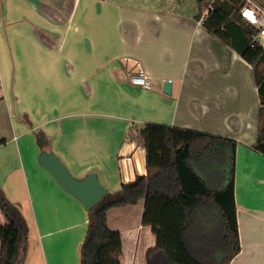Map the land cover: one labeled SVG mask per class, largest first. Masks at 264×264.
I'll list each match as a JSON object with an SVG mask.
<instances>
[{"label":"crops","instance_id":"0c3cea01","mask_svg":"<svg viewBox=\"0 0 264 264\" xmlns=\"http://www.w3.org/2000/svg\"><path fill=\"white\" fill-rule=\"evenodd\" d=\"M210 2L0 0V105L12 122L0 131V189L26 222L23 264H81L89 224L41 152L116 193L147 174L140 131L149 123L237 141L240 253L230 264H264V155L252 149L264 123L258 77L238 27L229 26V46L203 26ZM141 69L151 89L131 83ZM144 211L145 200L111 209L108 226L136 245L151 241Z\"/></svg>","mask_w":264,"mask_h":264},{"label":"trees","instance_id":"16d2710c","mask_svg":"<svg viewBox=\"0 0 264 264\" xmlns=\"http://www.w3.org/2000/svg\"><path fill=\"white\" fill-rule=\"evenodd\" d=\"M241 0L218 2L203 26L225 45H232L231 26L245 36L241 56L256 69L264 66V53L248 47L256 29L239 14ZM264 108V74L258 77ZM260 121L264 114L260 110ZM146 148L147 174L107 193L90 211L81 264H230L240 253L235 201L237 141L197 131L146 124L140 131ZM40 143L46 135L40 133ZM264 155V124L252 147ZM213 176L221 187L209 185ZM217 177V178H216ZM211 178V177H210ZM145 200L143 225L153 239L136 245L130 233L113 232L109 210ZM0 212L6 223L0 228V264H17L20 244L27 231L22 218L0 189ZM199 218L203 220H199ZM203 221L206 223L205 231ZM207 228V229H206Z\"/></svg>","mask_w":264,"mask_h":264},{"label":"water","instance_id":"95a60500","mask_svg":"<svg viewBox=\"0 0 264 264\" xmlns=\"http://www.w3.org/2000/svg\"><path fill=\"white\" fill-rule=\"evenodd\" d=\"M171 82H166L164 91L171 93ZM40 165L45 168L56 182L74 196L87 211L93 209L107 194L96 174H89L83 179L75 178L67 166L53 153L42 151L39 156Z\"/></svg>","mask_w":264,"mask_h":264},{"label":"built area","instance_id":"2783aa9c","mask_svg":"<svg viewBox=\"0 0 264 264\" xmlns=\"http://www.w3.org/2000/svg\"><path fill=\"white\" fill-rule=\"evenodd\" d=\"M225 1L228 0H211L202 16V21L204 22L208 14L215 10L216 3ZM238 12L249 25L256 29L252 39L249 41L248 47L259 49L264 53V7L256 0H241ZM246 12L251 13V18L245 15ZM130 80L134 86L142 87L143 89L152 88L151 77L142 69L134 73Z\"/></svg>","mask_w":264,"mask_h":264},{"label":"rangeland","instance_id":"374dc122","mask_svg":"<svg viewBox=\"0 0 264 264\" xmlns=\"http://www.w3.org/2000/svg\"><path fill=\"white\" fill-rule=\"evenodd\" d=\"M259 4H261L263 7H264V4H262L261 0H256ZM261 70L264 74V66L262 67H258L257 68V73H258V77L259 75L261 74ZM263 113H264V110H262V116H263ZM12 122H11V118H10V115L7 116V113H5L4 109H3V106L0 105V131L2 132H10V130L12 129V126H11ZM264 124V123H263ZM211 177V178H210ZM209 177V185L213 188H219L221 187V183L219 181H217V179H215L212 175ZM217 178V177H216ZM13 207H15L14 204L10 203ZM17 208V207H15ZM18 212H19V215L20 217L22 218V226L23 228L25 229L26 231V222L23 218V215H22V211L19 210V208H17ZM199 220H203L201 218H199ZM205 227H206V223L203 221V228H204V231H205ZM207 229V228H206ZM129 231H125V233H127ZM130 232H133V231H130ZM26 246H27V235L22 239V243L20 244V252H19V255H18V258H17V264H23V261L22 259L23 256L25 255L24 252H22V250L26 251ZM23 255V256H22ZM124 261L125 259L122 257L121 258V262L122 264H124Z\"/></svg>","mask_w":264,"mask_h":264},{"label":"snow or ice","instance_id":"6c2138e0","mask_svg":"<svg viewBox=\"0 0 264 264\" xmlns=\"http://www.w3.org/2000/svg\"><path fill=\"white\" fill-rule=\"evenodd\" d=\"M245 15L248 16L249 18H251V13L246 12Z\"/></svg>","mask_w":264,"mask_h":264}]
</instances>
